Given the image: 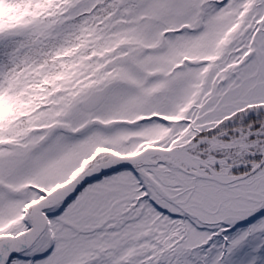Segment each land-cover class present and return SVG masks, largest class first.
<instances>
[{
  "label": "snow or ice",
  "instance_id": "snow-or-ice-1",
  "mask_svg": "<svg viewBox=\"0 0 264 264\" xmlns=\"http://www.w3.org/2000/svg\"><path fill=\"white\" fill-rule=\"evenodd\" d=\"M0 264H264V0H0Z\"/></svg>",
  "mask_w": 264,
  "mask_h": 264
}]
</instances>
